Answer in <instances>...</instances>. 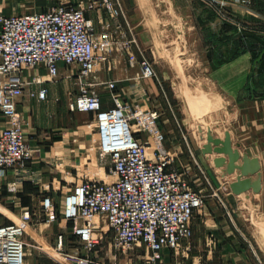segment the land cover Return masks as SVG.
<instances>
[{
    "label": "crops",
    "instance_id": "1",
    "mask_svg": "<svg viewBox=\"0 0 264 264\" xmlns=\"http://www.w3.org/2000/svg\"><path fill=\"white\" fill-rule=\"evenodd\" d=\"M16 1L0 0V14L42 12L61 4L78 5L86 0H36L46 6H33L28 10L15 7ZM117 1L123 13L116 20L103 7L86 11V17L93 21L97 34L108 31V25H111L109 32L117 46L108 61L98 66L96 89L102 106L104 109L114 107L113 94H117L133 106L157 109L159 99H163L164 87L154 78H143L141 66L147 55H156L157 51L158 43L153 39L154 28L151 26L153 0ZM222 1L226 5L217 8L208 0L209 17L207 22L199 25L207 30L201 44L206 46V60L211 68L207 72L209 91L219 93L225 105L222 112L209 116L207 122L215 138L225 140L226 132H230L234 148L237 149L239 144L242 156L260 160L262 189L260 193L251 189L243 195H236L231 184L236 182L238 173L224 177L223 169L214 164V160L223 155L213 153L205 156L202 150L207 140L195 132V186L206 184L211 188L207 208L195 218L193 236L181 250H165L161 258L151 264H264V231H259L257 239L247 220H241L238 215L239 210L247 206L264 221V0ZM156 2L157 6L171 3L169 11L174 14H182L180 6L184 3L188 7L195 6V0ZM8 4L11 6L7 7ZM191 30H195V22ZM128 42L133 45L131 53L122 48ZM191 45H195V36ZM64 68L62 66L61 70ZM68 74L70 72H61L59 79L50 81L45 79L47 72H39L36 75L45 79L44 84L26 88L18 110L32 158L6 176H0L1 222L17 223L15 217L21 223L26 211H30L32 216L26 223L25 240L29 244L26 264H70L66 254L76 253L81 248L74 223L64 216V193L65 188L73 189L76 185L79 173L75 172L73 156L77 155L81 143L87 144L89 138L80 140L71 132L70 117L75 109L77 92L73 99L70 98V85L74 79L68 78ZM27 76L31 78L33 75ZM112 82L116 85L114 89L109 87ZM41 88L48 90L46 101L37 97ZM81 114H90L93 118L91 123L97 129L93 113ZM7 125L0 111V132ZM159 127L164 130L161 120ZM137 136L148 138L146 134ZM184 139L187 138L171 134L166 136L164 147L176 157L182 156L188 151L183 144ZM155 148L154 144L149 146L153 158ZM61 162H64V167L59 166ZM46 197L54 200L53 212H46L43 207ZM9 204L14 206V211L5 206ZM97 232L112 238L104 221ZM60 239L63 240L62 250L59 249ZM109 242L113 264H134L133 252L125 253L119 260V253L114 255ZM98 252L93 254V258ZM94 264L104 263L94 259ZM143 264H148L147 260Z\"/></svg>",
    "mask_w": 264,
    "mask_h": 264
},
{
    "label": "built area",
    "instance_id": "2",
    "mask_svg": "<svg viewBox=\"0 0 264 264\" xmlns=\"http://www.w3.org/2000/svg\"><path fill=\"white\" fill-rule=\"evenodd\" d=\"M221 7L222 0H211ZM103 7L116 20L123 12L117 0H91L90 4H61L50 10L18 15L0 14V111L7 127L0 132V176L32 158L18 105L29 86L43 85L44 78L27 76V70L44 66L48 80L61 75L62 66L71 68L77 88L74 108L93 113L99 134V152L110 159L113 180L86 178L66 195L64 216L74 223L81 248L66 254L70 264H94L103 235L97 230L106 222L112 233V247L127 253L134 246L146 248L148 264L160 259L165 250H181L193 236L198 211L206 207L208 186L193 189L185 174L175 166V155L164 147L166 136L159 127L158 110L133 106L113 94L114 107L104 109L97 91L98 66L116 49L110 31L97 34L86 11ZM128 53L133 45L122 46ZM133 64V62H131ZM142 77L156 78L153 65L141 62ZM115 83L109 84L111 89ZM37 97L48 99L41 88ZM138 134H146L145 140ZM154 141V143L151 141ZM154 144V158L149 146ZM47 212L55 208L46 197ZM30 211L21 223L5 224L0 214V264H26L29 244L25 240ZM63 240L59 241L62 250Z\"/></svg>",
    "mask_w": 264,
    "mask_h": 264
},
{
    "label": "rangeland",
    "instance_id": "3",
    "mask_svg": "<svg viewBox=\"0 0 264 264\" xmlns=\"http://www.w3.org/2000/svg\"><path fill=\"white\" fill-rule=\"evenodd\" d=\"M84 2L85 5H88L91 1L88 2L86 0ZM168 4L161 3L157 6L156 0H153V4H151V10L154 12L152 13L153 19H151V26L154 28L153 39L157 40L158 45L156 55L152 53L150 56L147 55V60L153 65L157 73V77L154 79L161 82L165 90L162 94L163 99H159L161 100L160 106L154 110H158L160 113V120L164 126L163 133L165 136L175 134L178 137L184 136V138H187L186 140L184 139L183 144L188 151H185L182 156L175 157V166L185 174L193 189L200 190L207 185L201 186L200 184L199 187L195 186V132L198 131L201 136L202 127L204 132L207 133V125L209 124L207 118L222 112L225 107L221 95L217 92L209 91L207 72L211 68L206 60V46L201 44V38L206 37L207 30L206 28H201L199 25L202 26L204 21L207 22V18L209 17L208 0H195L193 8L188 7L187 3H184V5L180 6L182 14L179 12L176 14L171 13L169 11L171 3ZM213 4L218 8V4L212 3L211 5ZM9 6L11 5L8 4L7 7ZM14 6L19 9L28 10L33 6L45 7L46 4H40L36 0H17ZM157 15L161 16L158 17ZM194 22L195 30H191ZM194 36L195 45H191ZM215 63L218 64V62ZM26 72L33 76L39 72H47L45 79H48V71L44 66L31 68ZM61 72L73 71L71 68L66 67ZM76 92L77 88L74 81L70 85V98L73 99ZM75 111L73 109L70 117L71 132L80 140L89 138L87 144L81 143L82 145L81 147L79 146L80 150L76 153L77 155L73 156L75 172L79 173L75 184L80 183L86 178L113 180L114 177L109 171L110 159L102 158L99 153V134L91 123V119L93 118H90V114H81ZM197 125H199L198 128ZM59 166L64 167V162H61ZM201 175L203 180L206 181L205 176ZM71 189L70 187L65 188L64 196ZM210 193L211 190L206 194V207L198 211L195 218L206 210L207 198ZM5 206L12 211L15 210L12 204ZM254 214V209L250 210L247 206L238 212L240 219L247 220V225L252 227L258 239L259 231H264V221H261ZM13 218L17 223H20L15 217ZM101 233L97 232V235L101 236ZM109 241H112V238H107L104 235L98 249L99 252L94 258L95 260L101 261L104 264H113L110 258L111 251L108 249L110 246ZM112 251L114 255L119 253V260H122L125 256V253L121 251L119 252L114 249ZM129 252H133L135 255L133 257L134 264L146 262V259L143 257L147 253L144 246H134ZM64 264H67V262H64Z\"/></svg>",
    "mask_w": 264,
    "mask_h": 264
},
{
    "label": "water",
    "instance_id": "4",
    "mask_svg": "<svg viewBox=\"0 0 264 264\" xmlns=\"http://www.w3.org/2000/svg\"><path fill=\"white\" fill-rule=\"evenodd\" d=\"M201 137L206 139L207 143L203 147L205 156L217 153L223 155L214 160L217 168L223 169V176L237 172L236 182L231 184L232 191L236 195H243L247 191L253 189L255 193H260L262 189V173L261 163L257 158L242 156L239 150L240 145L237 144V149L234 148L233 140L230 132H226L224 139L215 138L212 128L207 125V133L201 127Z\"/></svg>",
    "mask_w": 264,
    "mask_h": 264
},
{
    "label": "bare ground",
    "instance_id": "5",
    "mask_svg": "<svg viewBox=\"0 0 264 264\" xmlns=\"http://www.w3.org/2000/svg\"><path fill=\"white\" fill-rule=\"evenodd\" d=\"M68 264V263H67Z\"/></svg>",
    "mask_w": 264,
    "mask_h": 264
}]
</instances>
